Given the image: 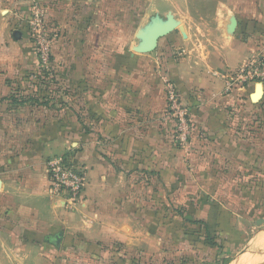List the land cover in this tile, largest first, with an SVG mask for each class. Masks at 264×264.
Here are the masks:
<instances>
[{
    "label": "crops",
    "instance_id": "obj_1",
    "mask_svg": "<svg viewBox=\"0 0 264 264\" xmlns=\"http://www.w3.org/2000/svg\"><path fill=\"white\" fill-rule=\"evenodd\" d=\"M31 1L0 0V264H73L64 258L96 264L103 253L97 244L118 246L124 264H143L139 258L152 257L151 247L160 245V221L145 208L143 190L264 193V175L244 180V186L229 183L233 173L248 166L236 161L237 145L243 143L237 136L252 129L240 103L246 97L252 104L257 84L225 93L221 79L264 56V0H183V13L171 0L175 9L168 7V17L186 24L182 28L178 22L154 61L101 40V33H111L107 21L123 12L113 7L115 0H37L48 12L54 67L48 86L54 84V93L41 91L38 59L27 32L15 27ZM187 19L203 22L193 30ZM16 29L19 40L12 36ZM198 33L215 36L206 51L190 44ZM161 77L174 83L193 118L189 150L173 143ZM29 83L37 87L29 90ZM17 84L26 86L23 102L14 91L8 93ZM34 99L61 103L57 119L50 117L51 104ZM23 115L31 116L29 121L36 116L39 129L26 132ZM59 153H69L70 164L85 176L82 201L66 209L47 195L45 163ZM199 210L203 218L209 208ZM176 225L167 228L166 239H182L174 233ZM61 231L55 247L49 239ZM66 242L94 245L88 253L66 250Z\"/></svg>",
    "mask_w": 264,
    "mask_h": 264
},
{
    "label": "rangeland",
    "instance_id": "obj_2",
    "mask_svg": "<svg viewBox=\"0 0 264 264\" xmlns=\"http://www.w3.org/2000/svg\"><path fill=\"white\" fill-rule=\"evenodd\" d=\"M32 2L33 1L29 3V10L22 19V22L19 24H15L16 28L23 29L26 32L27 28L25 21L30 13ZM149 2L150 0H115L113 2V7L117 8L118 10H122L123 12L117 11V14H119V16L113 18L111 21H107L106 24H109V22H111V26L109 28L111 33H101V40L111 44L113 49L118 50L121 48V50L124 51L133 49V51L137 54H141L136 50L141 43V34H144L145 31L149 27H151L154 21L157 20L162 23L171 21L174 28H176V25H179L178 22H180V26L182 28L183 25L186 24L183 18L181 19V21L177 22L168 17V10L170 8L171 11L175 9L173 5L169 3L171 2V0H155L154 4H150ZM176 2L177 9L180 11L179 13H183V0H177ZM159 5L160 7L158 9ZM169 6L170 8H168ZM186 22H188L194 30V28L203 21L200 19H187ZM48 30L46 29L47 35L49 36ZM168 37L170 36L167 35L159 40L157 49L155 51L149 53L148 55L142 53V55H145L144 58L153 61L156 60L158 54L160 53V50L162 49V47H164V44L169 42ZM214 38V35H201L198 33L192 36L193 41L190 44L192 47H194L193 45H196L200 50L206 51V49L204 48L205 45L208 46V41H212V39ZM184 41H186V37ZM26 42L29 45L32 54L36 56L35 50L32 47L31 40L28 38ZM200 44L203 45L202 48L199 47ZM51 57L52 56H50V59ZM163 67L164 69H166V66ZM53 71L54 67L51 64V61L47 70L41 69L39 63H37L35 71L36 76H39L41 78L44 77V79H41V91H44L45 93L46 91H49L50 93L55 92V89L52 88L54 87V84L48 86V82H50L51 80L49 78V75H52ZM39 72L41 74H39ZM166 73L167 71H164L165 75ZM164 78L165 77H161L163 84ZM30 84L31 83L27 85L29 86V90H31L32 88L34 89V86L37 87L36 84H33V87H30ZM25 87L23 84H17L15 86H12L10 90H8V93L14 91L16 93V99L20 102H23L24 97H22V93L25 91ZM45 87L48 90L43 89ZM242 99L244 100L240 103L241 108L244 113L248 114L250 118V120L248 121V127L252 129L249 131H247L246 129L247 133H240L237 136L239 141H243V143L237 145L238 157L236 161L238 162L237 165L239 166H242L243 164L248 166H246L245 168L247 171H245V169H242L232 174L234 177L229 180V183L232 186H234L235 183L236 186H244V180H248L252 176L256 177L257 175H264V98L261 99V101L257 104H250L248 98L246 97H243ZM34 100H36L39 104V99ZM40 104H51L50 109L53 111V115L50 117L51 119H57V117L59 116L58 113L60 111L59 107L61 106V103H51L48 101L45 102L43 99ZM251 109H256L257 112L254 113V115H250L252 113V111H250ZM22 117L23 120H26V132H35L37 129H39L38 125L40 121H36V116H32V121H29L27 119L31 116L23 115ZM247 139H250V141H246ZM172 140L177 148L182 149L176 143L175 134L173 135ZM57 156H64L65 159H67L68 163H70L71 161V159H69V157H71L69 156V153L56 154L55 156L51 157L50 160ZM254 158L256 159L252 163ZM50 160H47L45 163V170L47 175V165ZM241 173L243 174V176H241ZM223 182L225 181L223 180ZM227 186L229 185L223 183H221L220 185L221 188H225ZM48 190L49 187L47 188L48 197L54 200L60 206L65 209L72 206L55 196H51ZM205 198L210 202L217 203L223 209L225 207L229 212L234 211L233 215L237 224H235V227H238V229L240 230L237 231L238 234L244 236L241 237L240 235H238L237 238L238 240L240 239V245L238 247H234L228 252H223L222 257L231 259V264H264V209H262L259 205L260 203L264 204V193L262 190H143L145 208L153 211L155 216H157L160 221V245L158 247H151L153 250H155V253H153L152 257L144 258V260L139 258V260L143 264H221L220 262L215 263L211 260V257H213L214 254L213 250H204L202 249V246L200 244L196 243H179V241H181L183 238H177V240L175 241H172L171 238L170 240L165 238L169 234L167 232V228L170 225L176 223L180 226H184L186 224L185 220L188 214L187 202H190V200L192 201ZM251 202H253L256 206H252L253 203ZM152 203L154 205H152ZM256 203H258V205ZM254 208H261L262 210L257 211L256 213L253 212L255 210ZM257 221H263V223L256 225ZM179 233L176 232V235L178 237H182V233ZM156 242L157 241H154L153 243ZM144 244L146 247L150 248L146 241ZM93 245L94 244H87L83 242H66L65 244H63V247L66 250H85L89 253L90 248ZM97 246L99 248L96 250H100L103 253L101 254L100 260L96 264H124V259L116 255V253L119 251L118 246L113 245L112 247H109V245L105 244H97ZM158 248L159 251H157ZM116 249L118 251H116ZM64 261L67 263L72 262L74 264L73 258H64ZM76 261L79 262V258L76 259ZM79 264H83V259H81V263L79 262Z\"/></svg>",
    "mask_w": 264,
    "mask_h": 264
},
{
    "label": "built area",
    "instance_id": "obj_3",
    "mask_svg": "<svg viewBox=\"0 0 264 264\" xmlns=\"http://www.w3.org/2000/svg\"><path fill=\"white\" fill-rule=\"evenodd\" d=\"M48 12L37 0H33L25 21L28 38L32 42L41 69L47 70L51 56V40L47 35ZM224 92L242 90L251 84H264V56L254 57L233 72L221 76ZM164 96L167 117L174 124L176 143L189 150L195 125L189 109L183 103L180 93L167 79H164ZM49 194L62 199L69 205L82 201L85 178L67 162L64 156H57L48 162Z\"/></svg>",
    "mask_w": 264,
    "mask_h": 264
},
{
    "label": "trees",
    "instance_id": "obj_4",
    "mask_svg": "<svg viewBox=\"0 0 264 264\" xmlns=\"http://www.w3.org/2000/svg\"><path fill=\"white\" fill-rule=\"evenodd\" d=\"M172 84L174 85L173 82ZM14 101L11 99V103ZM203 207H208L209 211L203 218H199V209ZM257 211L260 210L255 209L253 212L257 213ZM188 214L191 219L186 220L184 226L176 225L174 233L181 232L183 239L200 244L204 250H213L214 254L211 257L213 262L230 264L231 259L222 257V253L240 245V239L237 238L240 234L235 227V217L206 198L190 201Z\"/></svg>",
    "mask_w": 264,
    "mask_h": 264
},
{
    "label": "water",
    "instance_id": "obj_5",
    "mask_svg": "<svg viewBox=\"0 0 264 264\" xmlns=\"http://www.w3.org/2000/svg\"><path fill=\"white\" fill-rule=\"evenodd\" d=\"M235 28V23H233L232 29ZM174 29L171 21H167L162 23L160 21H154V23L149 27L144 34H141V43L139 47L136 49L138 53L149 54L157 49L158 42L163 37L167 36ZM15 40H19L21 38V32L15 30L12 34ZM263 97V86L258 83L256 85L254 93L250 96V102L252 104H257ZM263 223V221H257L256 225ZM63 236V232H59L52 239H49L55 247H59L61 242V237ZM241 256V255H240ZM235 262V261H233ZM231 264V263H230Z\"/></svg>",
    "mask_w": 264,
    "mask_h": 264
},
{
    "label": "bare ground",
    "instance_id": "obj_6",
    "mask_svg": "<svg viewBox=\"0 0 264 264\" xmlns=\"http://www.w3.org/2000/svg\"><path fill=\"white\" fill-rule=\"evenodd\" d=\"M263 249V248H262Z\"/></svg>",
    "mask_w": 264,
    "mask_h": 264
}]
</instances>
